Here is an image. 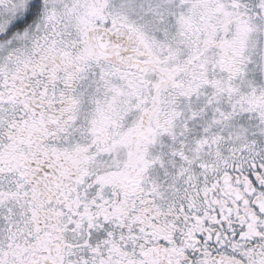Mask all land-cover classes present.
<instances>
[{
    "label": "snow or ice",
    "instance_id": "6c2138e0",
    "mask_svg": "<svg viewBox=\"0 0 264 264\" xmlns=\"http://www.w3.org/2000/svg\"><path fill=\"white\" fill-rule=\"evenodd\" d=\"M0 264H264V0H0Z\"/></svg>",
    "mask_w": 264,
    "mask_h": 264
}]
</instances>
